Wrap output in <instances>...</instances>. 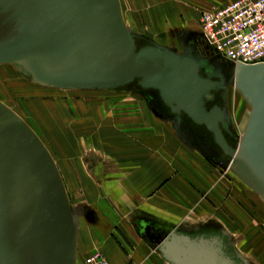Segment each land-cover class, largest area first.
<instances>
[{"label":"water","instance_id":"water-1","mask_svg":"<svg viewBox=\"0 0 264 264\" xmlns=\"http://www.w3.org/2000/svg\"><path fill=\"white\" fill-rule=\"evenodd\" d=\"M191 50L177 54L131 32L119 0H0V65L45 88L132 91L150 108L154 93L177 138L219 165L221 155L190 137L184 119L203 128L229 159L223 169L264 204V62L208 60ZM229 85L250 106L241 137L227 129L225 110L207 108ZM224 133L234 136L235 148ZM75 212L45 145L0 102V264H77ZM154 223L142 224L156 232L149 245L167 264H251L216 221Z\"/></svg>","mask_w":264,"mask_h":264},{"label":"rangeland","instance_id":"rangeland-1","mask_svg":"<svg viewBox=\"0 0 264 264\" xmlns=\"http://www.w3.org/2000/svg\"><path fill=\"white\" fill-rule=\"evenodd\" d=\"M220 3V0H120L123 20L131 32L177 54L192 51L191 38L201 34L200 15ZM228 99V117L234 132L241 137L250 106L234 86L229 85ZM0 102L35 132L51 154L79 227H84L83 213L86 210V214L91 213L88 209L98 214L97 210L104 207L106 212L102 213L113 221V232L94 231L99 248L81 254L80 259L99 253L109 262L104 254L107 246L119 248L123 244L127 248L116 230L117 227L128 230L129 218L110 206L101 193L105 179L110 176L111 184L115 181L125 187L123 196L137 197L139 202L150 204L173 180L181 184L187 180L191 188L185 193L192 199H187L180 190L170 215L197 220L186 215L201 207L210 209L227 222L240 253L251 264H264V204L221 165L208 161L210 167L185 156L167 132L170 129L175 134L174 123L163 120L169 113L154 112L141 95L132 91L45 88L23 78L16 67L0 65ZM163 138L168 155L159 145ZM151 168L158 169L154 177ZM169 169H176L182 176L173 177L172 170L166 173ZM199 169L205 171L206 177L200 176ZM211 178L213 181H209ZM192 193H196L199 202L194 201ZM141 244L142 249L135 246L133 251L139 258L142 256L143 262L131 259L129 262L163 264L147 244Z\"/></svg>","mask_w":264,"mask_h":264},{"label":"crops","instance_id":"crops-1","mask_svg":"<svg viewBox=\"0 0 264 264\" xmlns=\"http://www.w3.org/2000/svg\"><path fill=\"white\" fill-rule=\"evenodd\" d=\"M232 1H234V0H220L221 3L215 4L213 6V9L222 8V7L226 6L227 4L231 3ZM167 132L170 135H172V138L177 142L179 147L184 150L183 153L185 156H187V157L189 156L190 158H193V160L196 159L201 164H205L208 166L211 165V163L208 162V160H206L205 158H203L202 155L198 151H196L194 149H190L186 145H184L170 129H168ZM160 141H161V144H159V143L158 144L162 145L161 148H163L164 152L168 155L169 151L164 147V143H163V141H165V139L163 138ZM154 143H155V141H154ZM178 156H180V154H178ZM157 170L158 169H156V168H153V169L151 168L150 172H151L152 177H154V173L156 174ZM170 170H172V172H173V177H177V176H179V174H180V176H182V174L178 173L176 169H169L168 172H166V173H170ZM199 170H200V173H199L200 176L201 175L205 176L204 175L205 171H202L201 169H199ZM166 173H164V175ZM168 175L170 176V174H168ZM114 176H116V175H114ZM119 176H124V175L119 174ZM162 177H163V175H162ZM110 181H111L110 176L105 179V183H103L104 185H102V187H101V193L103 194V197L106 199V202H108V204H110V206H113L114 208H118L120 211H122L124 213L125 216H128V218H129L128 219L129 229L124 231V230H122V228L117 227L116 231H117V233L119 232L122 235L121 238H123L122 240L125 242V245H127V248H125L123 244H120L118 246L119 248H117V247L114 248L111 244L109 246H107L104 254H105V256L108 257L109 264H127L130 261L129 259H131L133 261H138V262L142 261L143 262L142 256H140V258H139L138 253L133 251V250H135V246L137 247V249L138 248L142 249L141 246L139 247V244L142 243L144 245L147 244V246H146L147 248L148 247L151 248V245H149L139 235L138 230L136 229L137 225L135 224V220L131 216L132 214H134L137 211L143 212V214L147 213V215L150 217L155 216L159 220V223H158V221H154V222H156L160 225H161V223H168L172 227L173 226H179L181 224L195 225V224H205V223L210 222V221H216V222L220 223L233 238L235 237V235L230 231L231 229L229 228V225L227 224V222L223 218H221L219 215L213 213V211H211L208 208L201 207L196 212L186 215V217L187 216L188 217H194L195 216L198 218L197 220H190L188 218H183L181 220V218H180L181 216H177L176 214L170 215V210H171V208H173L174 203L178 202L177 197L179 194L178 192L180 190H182L183 194L185 196H187L186 197L187 199H192V196L190 194L185 193V192H188V188H191V186H189L191 184L187 180H183L182 184L180 182H178L176 179L173 180L169 187L163 188V190H161L158 194L155 195L156 198L152 199V202H153L152 204L139 202L137 197L133 198L130 195L129 196H123L124 195L123 192L126 190L125 187H123L122 184L116 185L115 181L113 184H111ZM209 181H213L212 178ZM154 182L155 181H153L152 183H154ZM170 193L172 194L171 196H170ZM192 194H194L193 199L196 198L194 201L199 202V200H198L199 197L195 196L196 193H192ZM189 196H191V197H189ZM88 211H91V213L88 212L89 214H85V213L83 214V216H85L84 227L83 228L79 227L78 244H77L78 258L81 254L86 255V254L90 253L91 250L99 248V245H98L97 239H96V233L94 231L99 230L103 233H106V232L110 233V232L114 231L113 221L111 219L106 218L107 216L102 213V212H104V213L106 212L104 207L102 209L97 210L98 214L93 213V211L91 209L90 210L88 209ZM101 217H104L103 220ZM125 232H127L129 237L127 236V234H124ZM117 240H119V239L117 238ZM236 246H237V243H236ZM130 249L132 252L130 251ZM154 254L158 257L159 260H161V262L163 264H167L155 252H154ZM241 255L244 256L242 253H241ZM84 258L82 257L81 260Z\"/></svg>","mask_w":264,"mask_h":264},{"label":"built area","instance_id":"built-area-1","mask_svg":"<svg viewBox=\"0 0 264 264\" xmlns=\"http://www.w3.org/2000/svg\"><path fill=\"white\" fill-rule=\"evenodd\" d=\"M199 28L208 46L222 59L243 64L264 62V0H234L222 8L205 11L200 15ZM81 264L109 262L93 253Z\"/></svg>","mask_w":264,"mask_h":264},{"label":"flooded vegetation","instance_id":"flooded-vegetation-1","mask_svg":"<svg viewBox=\"0 0 264 264\" xmlns=\"http://www.w3.org/2000/svg\"><path fill=\"white\" fill-rule=\"evenodd\" d=\"M191 48L193 49V52L197 53L199 56H201L204 59L210 60L211 58H215L218 56L212 50V48H210L208 46L204 37L202 36V33L200 34V36H194L193 38H191ZM228 91H229V86H227V88L225 90H218L217 92H214L213 101L207 103V108L210 109L212 107L217 106V107L225 110V125H226L227 129L231 132V134L236 136V133L234 132L230 118L228 117V115H229ZM148 100L150 101L151 107L154 108L156 111H160L161 113H164L166 111V113H168L167 109L164 108V106L161 104L158 97L154 93L149 92ZM184 129L187 132V134L190 137H192L193 139L203 141V142H209L212 145L213 150H215L219 155H221L220 156L221 159L216 161V162H219V165L222 166V164H220V163L228 164L229 159L226 156H224L222 151L213 142L211 135L208 132H206L203 128H200V127L192 124L189 120L184 119ZM224 135H225V138H226L229 146L235 148L236 140H235L234 136H230L227 133H224ZM131 216L135 220V224L137 225L136 229L138 230L139 235L148 244L150 243V241L154 243L155 241L158 240L156 232L153 229H150L149 231H147L146 229H144L143 224H142L146 221L151 223L152 225L155 224L154 221H158V223H159V220L155 216L150 217L147 215V213L143 214V212H139V211L135 212ZM158 223H156L157 227L160 225ZM207 223H209V222H207ZM162 224L165 225L166 227L169 225L168 223H161V225ZM208 226L211 227V225H208ZM174 227H176V226H173V228Z\"/></svg>","mask_w":264,"mask_h":264},{"label":"trees","instance_id":"trees-1","mask_svg":"<svg viewBox=\"0 0 264 264\" xmlns=\"http://www.w3.org/2000/svg\"><path fill=\"white\" fill-rule=\"evenodd\" d=\"M213 50V49H212ZM214 51V50H213ZM117 92H119V91H117Z\"/></svg>","mask_w":264,"mask_h":264}]
</instances>
